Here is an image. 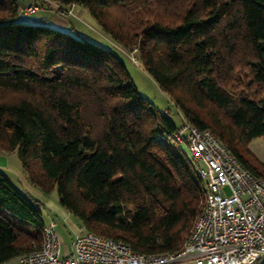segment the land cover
Here are the masks:
<instances>
[{"label":"trees","instance_id":"obj_1","mask_svg":"<svg viewBox=\"0 0 264 264\" xmlns=\"http://www.w3.org/2000/svg\"><path fill=\"white\" fill-rule=\"evenodd\" d=\"M55 1L135 49L180 122L139 93L113 49L0 0V150L17 149L28 182L56 187L85 230L136 253L179 250L202 205L194 163L170 143L181 122L264 178L244 157L264 139V0ZM37 202L0 170V264L41 246Z\"/></svg>","mask_w":264,"mask_h":264},{"label":"built area","instance_id":"obj_2","mask_svg":"<svg viewBox=\"0 0 264 264\" xmlns=\"http://www.w3.org/2000/svg\"><path fill=\"white\" fill-rule=\"evenodd\" d=\"M35 6L21 11L30 14ZM175 136L194 163L202 190L201 209L179 250L136 253L124 242L83 227L71 250H63L52 219L42 225L41 246L19 255L18 264H257L264 256V178L208 129L184 121Z\"/></svg>","mask_w":264,"mask_h":264},{"label":"rangeland","instance_id":"obj_3","mask_svg":"<svg viewBox=\"0 0 264 264\" xmlns=\"http://www.w3.org/2000/svg\"><path fill=\"white\" fill-rule=\"evenodd\" d=\"M18 1L20 4V15H22L21 18L32 19L35 16L40 17L44 15L46 17L52 18L54 15V19L56 21H59L62 18L63 20L65 19L69 22L70 26L64 28L67 31H70L75 35L83 37L86 36L88 39H91L94 42L101 43L103 46L113 49L123 59L130 77L139 93L149 99L157 109L167 111L174 123L178 124L180 122L177 108L170 101L169 97L158 87L152 77L143 69L135 49L126 51L119 46L117 47L115 42L109 40L107 37H104L100 33L101 30L98 28L99 26L87 13L85 8L77 4L61 6L55 0ZM34 1H37L40 4H37ZM30 3L31 5L37 4L35 6L36 8L30 14L22 12L21 9L23 10L24 7L30 5ZM62 7L65 8L63 9ZM62 10H64V13ZM52 26L57 27V25L54 24ZM170 143L172 145H177L175 139ZM247 146L249 151L248 153L244 154V157L248 160V162L255 166H258V164L264 165V139L262 137H255L248 143ZM0 170L5 173L8 178L25 194L32 195L37 200H39L41 204L43 203V205H39V208L43 220L46 221L48 218L47 214H49L48 211H52L51 206L53 204H59L56 187H54L49 194H45L39 188L31 185L28 182L25 171L22 168L17 149L11 152L0 150ZM29 188L31 191H29ZM64 225V222L58 224L57 230L59 237L61 238L62 236L66 239H69L72 234L69 233L67 229H65ZM23 227L30 231L35 230V227L32 224L23 223Z\"/></svg>","mask_w":264,"mask_h":264},{"label":"crops","instance_id":"obj_4","mask_svg":"<svg viewBox=\"0 0 264 264\" xmlns=\"http://www.w3.org/2000/svg\"><path fill=\"white\" fill-rule=\"evenodd\" d=\"M54 17L55 16L53 15L52 18H50L51 19V23L54 24V25H57V27L66 28V27L70 26L69 22L66 21L65 19L63 20L61 18V20L56 21L54 19ZM53 19L55 20V22H54ZM29 191H31L30 188H29ZM37 201H38L37 203L40 205L41 202H39V200H37ZM41 205H43V203ZM51 207H52V211L51 210L48 211L49 214H47L48 215L47 220L46 221L43 220V221L47 222L48 220L54 219L56 221V223H55L56 230H57L58 224L64 222L65 229H67L68 232L71 233L72 235L70 236L69 239H66V238L61 236V239H62V242H63L62 245H63V250H68L69 251V250H71L72 239H73L74 235L77 233V231L82 228V223L80 222V220H78L76 217H74L70 212H68L60 204H53ZM57 232H58V230H57ZM1 264H18V262H17V258H12V259H9V260L1 263ZM187 264H191V263H187Z\"/></svg>","mask_w":264,"mask_h":264},{"label":"water","instance_id":"obj_5","mask_svg":"<svg viewBox=\"0 0 264 264\" xmlns=\"http://www.w3.org/2000/svg\"><path fill=\"white\" fill-rule=\"evenodd\" d=\"M264 263V256L261 257V259L258 261L257 264H263Z\"/></svg>","mask_w":264,"mask_h":264}]
</instances>
